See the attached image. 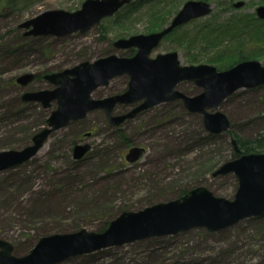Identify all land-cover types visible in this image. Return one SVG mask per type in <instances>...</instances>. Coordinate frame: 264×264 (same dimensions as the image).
<instances>
[{"label": "rangeland", "instance_id": "1", "mask_svg": "<svg viewBox=\"0 0 264 264\" xmlns=\"http://www.w3.org/2000/svg\"><path fill=\"white\" fill-rule=\"evenodd\" d=\"M5 1L0 10V152L31 146L33 137L48 128L56 104L45 109L41 103L23 100L26 92L54 88L44 75L101 57L127 56V50L115 48L116 40L148 34L155 14L163 15L156 31L163 29L190 0H154L153 10L142 5L129 20L119 23L113 16L88 33L63 37L26 36L27 30L20 25L49 10L75 12L86 0ZM195 1L210 3L211 13L164 38L151 57L178 52L183 66L208 64L223 71V62L216 65L209 60L231 50L249 52L252 45L263 47L243 36L242 46L226 40L223 49L218 41L225 39L217 40L213 35L217 32L207 37L203 27L213 22L218 31L227 21L256 17L264 0ZM240 1L245 5L235 8L233 4ZM256 60L264 64L263 57ZM25 74L35 76L27 86L17 81ZM129 80L128 75L119 76L97 89L93 97L123 93ZM177 89L188 95L201 91L191 82H181ZM136 105L140 102L119 105L112 115L126 114ZM220 111L229 118L231 128L216 135L206 130L203 116L190 112L182 100L142 111L119 126H113L103 110H95L52 132L30 160L0 171V240L11 243L13 254L22 257L42 237L83 229L103 232L125 211L174 201L198 187L234 200L237 175L214 174L239 156H233L232 133L249 140L264 132V86L238 90L223 102ZM86 144L89 151L77 159L75 148ZM132 147L146 150L135 163L126 160ZM57 264H264V217H250L217 232L195 228L138 240Z\"/></svg>", "mask_w": 264, "mask_h": 264}, {"label": "water", "instance_id": "2", "mask_svg": "<svg viewBox=\"0 0 264 264\" xmlns=\"http://www.w3.org/2000/svg\"><path fill=\"white\" fill-rule=\"evenodd\" d=\"M135 0H86L75 12L49 10L20 25L26 36L63 37L76 32L88 33L104 19L113 17ZM245 2L234 4L241 8ZM212 5L206 1L190 0L175 15L170 24L150 34L123 37L114 43L116 49L135 48L132 57L110 55L95 61L82 62L62 72L45 75L53 89L26 92L25 102H39L57 108L50 114L48 128L33 137V144L22 150L0 152V171L20 165L34 157L49 135L70 123L82 120L88 113L103 110L113 126H119L138 113L162 103L182 100L192 113L204 117V126L212 134L231 128L227 115L220 111L223 102L238 90L264 86V64L258 60L238 62L231 68L219 71L208 64L183 66L178 52L151 57L162 40L177 28L193 20L208 16ZM264 20V5L256 10ZM128 75V89L103 99L93 98V93L108 86L119 76ZM35 79L25 74L17 81L27 86ZM192 82L201 91L188 95L177 89L181 82ZM141 102L131 111L112 115L117 105L131 106ZM212 110L213 112H211ZM237 153V142L232 138ZM90 145L75 148V157L82 158ZM145 148L132 147L126 160L135 163L145 155ZM234 173L239 186L234 200L216 197L205 187H198L180 199L159 203L143 210L125 211L103 232L86 229L74 233L55 234L40 238L29 254L17 257L11 243L0 240V264H57L71 257L93 253L114 246L133 243L152 237L178 235L195 228L217 232L250 217H264V153L241 154L225 163L216 175Z\"/></svg>", "mask_w": 264, "mask_h": 264}, {"label": "trees", "instance_id": "3", "mask_svg": "<svg viewBox=\"0 0 264 264\" xmlns=\"http://www.w3.org/2000/svg\"><path fill=\"white\" fill-rule=\"evenodd\" d=\"M5 2H6L5 0H0L1 11L3 7H5ZM142 5L149 6L152 10L156 6L154 5V0H137L131 3L130 5L125 6L123 9H121L115 15V20L119 23L122 21L121 19L129 20L130 19L129 17L135 12L136 9L143 7ZM162 16H163L162 14L160 15L155 14L153 16V19L150 21L151 25L148 33L155 32L157 30L156 28L162 25V18H163ZM203 28H204V34L207 37L210 38L214 32H217L218 34H213L214 36H216L217 40L225 39L223 43L218 41V44H222L219 45L220 48L227 47L224 46V42L226 40H229L230 44L236 43L237 46L238 45L242 46L244 44V42L241 40L243 36H245L247 40H257L258 42H261L263 45V47L257 44L252 45V48L249 52H245L243 49L236 50L235 52L234 50H231L228 52V54L223 53L222 56L218 55L217 57H213L209 60L210 62L216 65L218 64V62L220 64L223 62L224 64H221L222 69H228L232 67L234 64L241 61H245L249 59H257L259 57L264 58V21L259 20L255 16L247 15L245 19L242 21L230 20L225 23H222V25L218 27V31H217V27L214 28L213 22L206 23ZM180 29H182V27L175 30L174 32L179 31ZM174 32L171 35H173ZM134 53H135V49H129L125 52L124 55H127L129 57L134 55ZM232 135L236 139L238 148L240 149V152L242 154H249L253 152H264V132L249 140L241 138L237 133H232ZM233 156L236 157L238 156V154L234 153ZM106 228H104V230Z\"/></svg>", "mask_w": 264, "mask_h": 264}, {"label": "bare ground", "instance_id": "4", "mask_svg": "<svg viewBox=\"0 0 264 264\" xmlns=\"http://www.w3.org/2000/svg\"><path fill=\"white\" fill-rule=\"evenodd\" d=\"M247 219V218H246ZM245 220V219H244ZM243 221V220H242ZM240 223V222H239Z\"/></svg>", "mask_w": 264, "mask_h": 264}]
</instances>
